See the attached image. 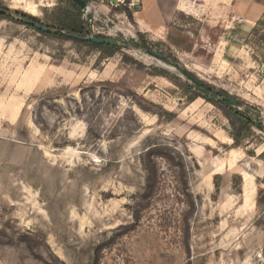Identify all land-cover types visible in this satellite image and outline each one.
I'll return each mask as SVG.
<instances>
[{"label":"rangeland","instance_id":"1","mask_svg":"<svg viewBox=\"0 0 264 264\" xmlns=\"http://www.w3.org/2000/svg\"><path fill=\"white\" fill-rule=\"evenodd\" d=\"M85 2L0 0V264H264V0Z\"/></svg>","mask_w":264,"mask_h":264},{"label":"water","instance_id":"2","mask_svg":"<svg viewBox=\"0 0 264 264\" xmlns=\"http://www.w3.org/2000/svg\"><path fill=\"white\" fill-rule=\"evenodd\" d=\"M73 1L76 5H78L80 7V9H85L86 8V2L85 0H71ZM6 13V12H5ZM22 22L30 27H33L34 29L38 30V31H42V32H47V33H51V29L46 26L43 25L42 23L32 20L28 17H24L22 19ZM62 35L65 37H68L70 39L73 40H77V41H82V42H86V43H92V44H96V45H114L115 43H117L116 39L113 38H109V37H101V36H92V35H83V34H77L74 32H68V33H63ZM149 53H151L153 56L159 57V58H164L163 55L153 51V50H149ZM188 77H190V79L192 81H194L196 84L201 85L204 88H209L207 85L201 83L200 81H198L197 79L191 77L189 74H187L186 72H184ZM220 96H224L223 92L219 93ZM225 99L231 103L232 105H237V101L235 99H233L230 96H225Z\"/></svg>","mask_w":264,"mask_h":264},{"label":"trees","instance_id":"3","mask_svg":"<svg viewBox=\"0 0 264 264\" xmlns=\"http://www.w3.org/2000/svg\"><path fill=\"white\" fill-rule=\"evenodd\" d=\"M69 5H71L75 11L77 12L76 15L74 16H64L60 23H61V30H66V31H69V32H74V33H77V34H83L84 33V30L82 28V25H81V22L79 21V13L81 11L80 7L78 5H76L73 1L71 0H65ZM32 20H35L37 21L35 18L33 17H28ZM42 32V31H40ZM44 34H50V33H47V32H42ZM58 36H63L62 34H56ZM65 37V36H64ZM67 39H70L68 37H66ZM82 42V41H80ZM84 44H87V45H90V46H97V47H100L101 49H104V48H108L107 45H96V44H92V43H86V42H83ZM226 96V94H225ZM223 102L226 104V105H231V103H229L225 98L223 99ZM237 115V122L239 123V127L236 128V135L235 138H238L237 136H239L240 132H241V129L242 127H248L250 124H251V121L250 119L246 116V115H242L240 113H236Z\"/></svg>","mask_w":264,"mask_h":264},{"label":"bare ground","instance_id":"4","mask_svg":"<svg viewBox=\"0 0 264 264\" xmlns=\"http://www.w3.org/2000/svg\"><path fill=\"white\" fill-rule=\"evenodd\" d=\"M243 180H244V184H245L246 189H247L249 187L248 185H249L250 180L248 179L247 176L243 177ZM246 198H249L248 193H246Z\"/></svg>","mask_w":264,"mask_h":264},{"label":"flooded vegetation","instance_id":"5","mask_svg":"<svg viewBox=\"0 0 264 264\" xmlns=\"http://www.w3.org/2000/svg\"><path fill=\"white\" fill-rule=\"evenodd\" d=\"M204 89H206L207 91L211 92L212 94H216L217 96H219V93H216L214 90H212L210 88H204ZM221 97H223V96H221Z\"/></svg>","mask_w":264,"mask_h":264}]
</instances>
